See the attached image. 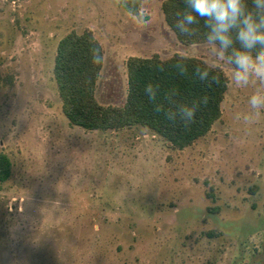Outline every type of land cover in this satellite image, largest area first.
Instances as JSON below:
<instances>
[{
	"label": "rangeland",
	"instance_id": "374dc122",
	"mask_svg": "<svg viewBox=\"0 0 264 264\" xmlns=\"http://www.w3.org/2000/svg\"><path fill=\"white\" fill-rule=\"evenodd\" d=\"M165 0L145 20L117 0H0V264H264V82L234 79L219 46L185 45ZM92 30L105 52L96 96L123 105L127 61L197 57L229 79L223 116L185 150L151 130L70 123L54 78L59 42Z\"/></svg>",
	"mask_w": 264,
	"mask_h": 264
},
{
	"label": "trees",
	"instance_id": "16d2710c",
	"mask_svg": "<svg viewBox=\"0 0 264 264\" xmlns=\"http://www.w3.org/2000/svg\"><path fill=\"white\" fill-rule=\"evenodd\" d=\"M128 13L145 20L142 8L144 0H117ZM249 11H254L253 0H244ZM162 11L168 27L185 45L209 43L211 29L205 21L186 25L191 35L182 34L177 23L182 22L190 7L185 0H165ZM238 29L229 35L233 43L226 52L227 59L234 51H245L236 39ZM217 46L218 43L216 44ZM99 48L102 62L91 63L93 50ZM261 51L257 45L251 50L255 56ZM105 52L102 43L92 30L82 33L71 32L58 44L54 78L62 100V110L70 123L88 131H121L135 126L145 127L163 138L173 148L185 150L211 132L223 116V102L229 89L226 73L197 57L175 54L162 58L158 54L150 57H131L127 61L128 93L123 105H103L96 96L98 82L104 67ZM232 65V64H231ZM234 68V65H232ZM207 73L201 80L197 74ZM218 81V82H217ZM151 85L155 99H149L145 91ZM197 106L195 122L183 126V108ZM160 109L157 111V109ZM169 116L173 117L169 119ZM13 174L10 157L0 150V185Z\"/></svg>",
	"mask_w": 264,
	"mask_h": 264
},
{
	"label": "clouds",
	"instance_id": "9594fccd",
	"mask_svg": "<svg viewBox=\"0 0 264 264\" xmlns=\"http://www.w3.org/2000/svg\"><path fill=\"white\" fill-rule=\"evenodd\" d=\"M191 11L183 16L182 22L177 23L176 27L185 35H191L192 31L186 25L198 22L197 17L205 21V25L211 29L207 36L210 44L215 46L217 43L221 51L226 52L233 43L230 31L238 29L236 39L240 42L245 51H234L227 57L228 63L234 65V79L238 84L247 85L252 76L264 82V0H253L256 5L254 11L247 9L244 0H185ZM257 45L261 46V51L257 55H251V50ZM91 63L98 65L102 62L100 49L93 50ZM197 74L201 80L207 79L206 72ZM218 82V81H217ZM149 99H155V93L151 85L145 89ZM250 103L253 107L264 105V96L254 94ZM160 109L158 108L157 111ZM183 126L187 127L195 122L197 106L183 108ZM173 117L169 116V119Z\"/></svg>",
	"mask_w": 264,
	"mask_h": 264
}]
</instances>
